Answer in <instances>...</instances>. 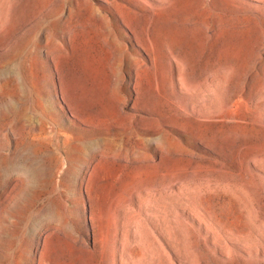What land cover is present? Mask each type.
I'll return each instance as SVG.
<instances>
[{"label":"rangeland","instance_id":"374dc122","mask_svg":"<svg viewBox=\"0 0 264 264\" xmlns=\"http://www.w3.org/2000/svg\"><path fill=\"white\" fill-rule=\"evenodd\" d=\"M124 5L0 0V264H264V0L157 11L170 88Z\"/></svg>","mask_w":264,"mask_h":264},{"label":"bare ground","instance_id":"6f19581e","mask_svg":"<svg viewBox=\"0 0 264 264\" xmlns=\"http://www.w3.org/2000/svg\"><path fill=\"white\" fill-rule=\"evenodd\" d=\"M126 5L129 11L133 10H149L152 14L151 17L146 19L145 24L142 26L140 31H133L134 32V39H136V43L147 53L149 61L152 67H156L157 63H165L162 64V70L166 74L163 76L165 78L166 87L170 88V86L174 87L176 83H179L178 76H179V59L175 55V48L173 45L170 46L169 43H162L159 45V50H157L154 46L153 41H156L158 35H155L151 27L153 25V20L155 17V13L157 11L168 12L171 7H164L166 4L170 2V0H158L159 6H155L150 3L148 0H121ZM161 6V7H160ZM137 19H141V16L138 13L134 12L133 14ZM144 15V14H143ZM171 15V14H170ZM143 37V39H142ZM180 58V57H179ZM171 78L169 79V77ZM165 90V89H164Z\"/></svg>","mask_w":264,"mask_h":264}]
</instances>
